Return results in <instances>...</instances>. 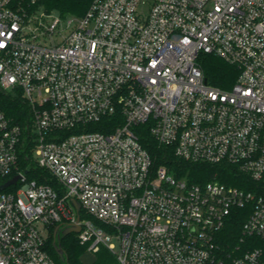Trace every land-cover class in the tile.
<instances>
[{"label": "built area", "instance_id": "2783aa9c", "mask_svg": "<svg viewBox=\"0 0 264 264\" xmlns=\"http://www.w3.org/2000/svg\"><path fill=\"white\" fill-rule=\"evenodd\" d=\"M38 1L0 0V91L20 93L30 119L0 109V185L21 177L0 191V264H55L48 230L72 224L118 264H264V197L175 178L136 132L264 181V0H92L81 17ZM200 54L237 68L230 89L207 84ZM27 130L56 187L18 170Z\"/></svg>", "mask_w": 264, "mask_h": 264}, {"label": "trees", "instance_id": "16d2710c", "mask_svg": "<svg viewBox=\"0 0 264 264\" xmlns=\"http://www.w3.org/2000/svg\"><path fill=\"white\" fill-rule=\"evenodd\" d=\"M92 0H39L37 8L48 13H56L61 17H81L87 11ZM199 67L206 79L207 84L220 90H228L232 87L238 75L236 67L229 65L222 59L213 56L200 54L198 56ZM0 109L14 123L26 127L30 125L28 108L20 93H6L0 91ZM28 129L30 127L28 126ZM99 129V128H96ZM139 141L152 156L156 166L164 165L168 171L178 179H185L188 182L205 184L216 180L221 183L234 186L245 191H251L256 195L264 197V181L254 182L246 175L241 173L236 167L227 164H192L176 158L170 150L159 147L145 125L136 128ZM29 131H25L24 140L19 148L17 167L21 172L26 171L27 180H35L38 184H49L56 187L55 181L50 175L38 168L32 159V141ZM13 188L7 191H13ZM241 220V221H240ZM242 217H236L231 222L223 234L222 242L234 244L240 235V224ZM53 229L48 230L46 249L53 258L55 264H81L79 255L86 248L81 245L75 234H69L60 241L61 248L67 258V262H61L53 249ZM96 260L94 264H118L114 255L104 247H100L95 253Z\"/></svg>", "mask_w": 264, "mask_h": 264}, {"label": "water", "instance_id": "95a60500", "mask_svg": "<svg viewBox=\"0 0 264 264\" xmlns=\"http://www.w3.org/2000/svg\"><path fill=\"white\" fill-rule=\"evenodd\" d=\"M20 178L21 177L19 175H17V176L12 177L10 180L6 181L5 183L1 184L0 185V191L5 190L9 186L15 185L17 183V181L20 180ZM71 203H72L73 207L75 208L76 212L78 213L80 210L79 204L76 201H71ZM77 221H78V218L76 219V222ZM59 229L60 228L58 226H56L53 229L54 242H53L52 246H53L54 252L56 253L58 259L61 262H67V258L63 252V249L61 248V245L59 243V239H56V234L59 232ZM78 232H79V226L76 224H72L61 232V236L64 238V237L68 236L69 234L78 233ZM55 240H57V243H55Z\"/></svg>", "mask_w": 264, "mask_h": 264}, {"label": "rangeland", "instance_id": "374dc122", "mask_svg": "<svg viewBox=\"0 0 264 264\" xmlns=\"http://www.w3.org/2000/svg\"><path fill=\"white\" fill-rule=\"evenodd\" d=\"M96 256L97 255L95 253L89 251L86 247L83 251H81L79 259L81 264H94Z\"/></svg>", "mask_w": 264, "mask_h": 264}, {"label": "flooded vegetation", "instance_id": "af4514ba", "mask_svg": "<svg viewBox=\"0 0 264 264\" xmlns=\"http://www.w3.org/2000/svg\"><path fill=\"white\" fill-rule=\"evenodd\" d=\"M64 229H59V232L56 234V239H59V243L61 241V239L63 238L61 236V232L63 231ZM55 243H57V240H55Z\"/></svg>", "mask_w": 264, "mask_h": 264}, {"label": "snow or ice", "instance_id": "6c2138e0", "mask_svg": "<svg viewBox=\"0 0 264 264\" xmlns=\"http://www.w3.org/2000/svg\"><path fill=\"white\" fill-rule=\"evenodd\" d=\"M0 46H2V45H0Z\"/></svg>", "mask_w": 264, "mask_h": 264}]
</instances>
